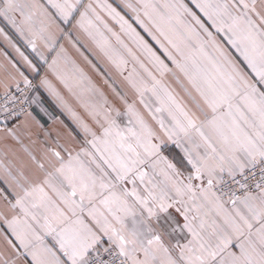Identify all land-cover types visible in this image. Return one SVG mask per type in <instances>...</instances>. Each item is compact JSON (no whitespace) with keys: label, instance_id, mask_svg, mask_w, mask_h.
<instances>
[{"label":"snow or ice","instance_id":"obj_1","mask_svg":"<svg viewBox=\"0 0 264 264\" xmlns=\"http://www.w3.org/2000/svg\"><path fill=\"white\" fill-rule=\"evenodd\" d=\"M189 3L119 0L116 7L98 5L105 19L80 0H48L55 14L38 0H0V18L38 58L0 28L19 58L0 53L7 61L0 64V124L6 138L29 141L30 165L45 173L36 184L23 166L0 165V221L14 238L0 229V264H264V0ZM79 7L75 27L95 45L88 50L123 77L159 133L135 98L129 102L127 92L109 84L121 111L82 69L77 79L91 87L87 99L78 95L58 66L63 46L51 63L38 49V40L56 49L63 33L57 18L68 24ZM129 57L148 79L134 78L135 67L124 75ZM148 65L160 77L171 74L184 97ZM103 72L108 84L112 72L107 65ZM49 75L76 97L91 124ZM41 89L76 129L61 131L33 115V106L51 115ZM81 132L95 155L81 148L73 156L70 145ZM168 142L183 154L181 165L190 166L186 176L161 154Z\"/></svg>","mask_w":264,"mask_h":264},{"label":"crops","instance_id":"obj_2","mask_svg":"<svg viewBox=\"0 0 264 264\" xmlns=\"http://www.w3.org/2000/svg\"><path fill=\"white\" fill-rule=\"evenodd\" d=\"M26 2L33 3L37 2V0H26ZM40 4H42L49 12L55 14V10L50 7L48 4V0H38ZM129 2L136 3V0H129ZM163 2V0H161ZM171 2V0H169ZM185 3H189V0H184ZM91 3L93 7L96 8V11L105 19H108L106 13L98 7V5H103L105 3L112 4L114 7L117 6L119 3V0H80V5H87ZM190 7H193L189 3ZM122 9L118 8V11ZM81 11H84L83 7H79L78 11H76L73 14V17L71 18L70 22L68 24L63 23L57 18V23H59L60 27L63 29V33L58 36L57 40V46L54 51H48L44 49L42 42L39 40L37 41L38 49L41 51H44L48 62L51 63L53 57L57 55V52H59L60 47L63 46L64 53L61 55V59L59 61V69L60 71L71 78V82L74 83V85H78L74 88L75 92L78 95H81L83 98L87 99L88 92L87 90L91 87V85L88 84L87 80H84L82 83L77 79L79 77V72L77 69H82L83 72L86 74L87 77H89L93 84H95L97 87L101 88L105 95L108 96V99L110 102H112L116 107L123 110V106L120 104L118 100H116L112 94L111 90L109 88V84H111L113 87L117 89V91H120L122 94L127 92L128 93V99L129 102L133 98L137 100V107L140 109L141 113L144 115L145 119L149 123L150 126L153 127V129L156 132H160L159 125L155 123L154 120L151 119V117L148 115L147 111L143 109L142 105H139V97L135 95L133 90L128 86L127 82L123 80V77L119 75L118 72L110 64L107 63L105 60L103 64L98 62L96 60V57L90 52L88 49L95 48V45L92 44V41L88 38V36L78 27H75L76 20L79 19V13ZM123 14V13H122ZM90 16H92L91 13H89ZM94 19V17H93ZM111 23V21H109ZM37 27L39 25L37 24ZM0 28L4 29V32L12 39V42L16 44L17 47L21 49V51L25 52V55H28L30 59H33L34 62L38 60V58L35 56V53L31 52V49L26 44L25 40L22 39L15 31L14 28L10 24H8L6 21H4L2 18H0ZM118 30V27H117ZM139 30V29H138ZM142 35H146L141 31ZM147 38V37H146ZM150 40V38H147ZM114 43V41H113ZM151 43V41H150ZM75 45V47L73 46ZM79 49V51H77ZM98 51V50H97ZM83 52L84 56H87L89 60L92 61L93 64H96L97 67L101 68V73H97L93 70V68L85 61L84 57L80 55V53ZM0 53L6 54L8 59L13 60V62L18 61V56L15 53V51L8 45V43L3 39L2 36H0ZM128 64L127 68L124 71V75L127 76L129 72L133 71V68L135 67V74L134 78L137 77H143L144 79H148L146 73H144L143 69L139 67L138 64H135L134 61L131 60V58H128ZM7 61L5 59L4 55H0V64H6ZM166 63H170L166 60ZM107 65V67L112 72V78L109 79L108 84H104L103 80L106 77V73L103 72L104 66ZM19 66V64H18ZM170 66V65H169ZM47 67V65H44L41 68L40 75L44 74V69ZM150 70L154 72V74L157 76V79L165 78L166 80L163 82L165 86H167L170 90H175V93L179 95V97L183 98L184 93L180 85L176 82V79L171 74H166L164 77H160L158 73L155 72V69H152L151 65H148ZM171 67V66H170ZM23 70V69H22ZM26 75H29L28 72H25ZM29 78L31 79V75H29ZM39 77H37V80ZM49 79L52 80L53 84L61 91V94L64 96L65 100L67 101L68 105L76 111L79 115L83 116L89 124L92 123V121L85 115L84 109L80 106L75 96L70 95L67 90H65L62 85H60L59 81L56 80L54 76L49 75ZM150 86V83H149ZM3 94V89L0 88V95ZM42 98L45 100V107L48 109V113L51 115H46L43 112H40L38 108L33 106V115L36 116L38 120H40L43 123H46L47 125H50L56 129H59L61 131H67L71 129H76V125L72 120V117L70 114L60 106H58L50 96L46 92H44L43 89H41ZM146 97H151V93H145ZM186 99V98H185ZM153 104H155L154 98H153ZM165 116V122L167 124V114H164ZM20 119H24L23 116L20 117ZM17 121L12 120L9 122L8 126L12 127L13 124H15ZM124 123H126V118L124 119ZM66 126V127H65ZM121 126H124L122 123ZM88 139L90 140L91 137L89 136ZM166 139V138H165ZM71 148L73 149V156L76 155L77 152L80 151L81 148L87 149L89 152L93 153L95 155V150L92 149L91 145L87 144L84 139V135L81 132L80 135L76 136V141L72 143ZM28 149V151H25V149ZM33 151L32 147L29 145V141L25 138L21 142H17L16 140H13L11 137L6 138V134L3 131V125L0 124V165H3L5 167L12 166L13 168L21 167L23 166L25 171L28 175L32 177V181L36 184H39L43 181L45 177V173L36 171L32 168L29 162V156L28 152ZM161 154L165 157H167L170 161L176 164L177 168L180 169L186 176L188 174V171L190 170L189 167H184L181 165L180 160L182 159V153L179 149H177L171 142H168L166 146L162 148ZM66 155V154H65ZM80 159L83 160L85 163L89 160V157L86 155L81 154ZM97 162L99 161V157L97 155ZM91 167L95 170V165H91ZM160 180H163V177H159ZM139 183V182H137ZM198 183V182H195ZM129 189H131L132 185L127 184L126 185ZM46 191H49L46 188ZM51 194V193H50ZM37 202H39V193L37 194ZM30 211H38L36 209H30ZM42 212V210H39ZM17 213L22 216L21 213H19V209H17ZM85 212V217H86ZM10 218V217H9ZM41 222H43V217L41 215L40 217ZM0 229H3L5 233L9 235L10 238L11 234L8 232L6 225L3 224L2 221H0ZM47 242L51 243V237H47Z\"/></svg>","mask_w":264,"mask_h":264},{"label":"built area","instance_id":"obj_3","mask_svg":"<svg viewBox=\"0 0 264 264\" xmlns=\"http://www.w3.org/2000/svg\"><path fill=\"white\" fill-rule=\"evenodd\" d=\"M21 87H23V85H21ZM13 91H14V88H13ZM2 97H3V94H1V95H0V103H2V102H3V99H2ZM0 119H2V117H0Z\"/></svg>","mask_w":264,"mask_h":264},{"label":"rangeland","instance_id":"obj_4","mask_svg":"<svg viewBox=\"0 0 264 264\" xmlns=\"http://www.w3.org/2000/svg\"><path fill=\"white\" fill-rule=\"evenodd\" d=\"M169 65L171 66V63H169ZM161 80H162V82H164L166 79L162 78ZM121 111H123V110H121Z\"/></svg>","mask_w":264,"mask_h":264}]
</instances>
